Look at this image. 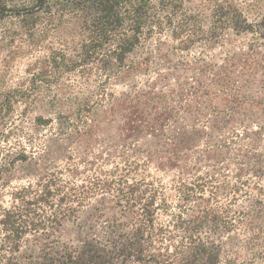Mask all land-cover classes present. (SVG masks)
I'll list each match as a JSON object with an SVG mask.
<instances>
[{
    "label": "trees",
    "instance_id": "16d2710c",
    "mask_svg": "<svg viewBox=\"0 0 264 264\" xmlns=\"http://www.w3.org/2000/svg\"><path fill=\"white\" fill-rule=\"evenodd\" d=\"M8 20L19 23L14 33L28 43L21 56L32 54L33 61L27 78L14 87L7 82L9 69L0 72V174L30 160L41 174L12 194L10 208L1 209L0 264H264V246L255 260L224 262L227 240L239 226L253 227L260 216L264 235V209L254 215L234 208L239 194L248 198L251 191L260 195L253 203L264 205V186L239 176L230 182L227 167L202 173L204 163L223 159L226 136L192 157L199 134L241 125L245 109L264 112V0H28L22 6L0 0V23ZM166 33L182 53L199 45L210 53L227 49L233 37L250 36L251 42L228 51L221 63L180 60L175 73L155 72L152 78L153 52L135 57ZM141 76H148L143 84ZM129 78L134 83L128 92L111 90ZM47 100L55 117L37 116L38 130L55 128L58 137L89 151L102 147L95 158L83 152L90 176L80 179L82 157L72 161L70 151L65 158L73 163L64 169L37 162L22 145L2 162L4 143L19 136L14 128L20 106L23 116ZM108 130L116 138L108 140ZM231 132L239 136L236 128ZM151 165L182 174L174 226L182 237L159 222L160 213L174 208L165 184L151 176ZM93 200L120 213L107 218L106 242H61L64 224Z\"/></svg>",
    "mask_w": 264,
    "mask_h": 264
},
{
    "label": "rangeland",
    "instance_id": "374dc122",
    "mask_svg": "<svg viewBox=\"0 0 264 264\" xmlns=\"http://www.w3.org/2000/svg\"><path fill=\"white\" fill-rule=\"evenodd\" d=\"M9 4L22 6L28 4V0H7ZM43 25V23H42ZM19 27L18 22H10V20L0 23V72L9 69L8 74V85L14 87L27 78L26 70L28 65L33 61L32 54L21 56L23 52L28 50V43L25 41L19 33H14L16 28ZM234 42L232 47L227 49H217L210 53L209 50H202V46H196L190 52L176 51L175 46L177 43L173 41L170 34L166 33L163 36L154 38L151 42L145 44L143 48L138 51L135 60H139L147 56L150 52H153V60L151 65L150 75L152 78L156 77L155 72L166 75L169 73H175L173 66L179 64L180 60L184 61H195L197 58L206 57L208 60L221 63V60L225 57L228 51H238L239 49H244L251 42L250 36L233 37ZM161 54V56H160ZM172 66V67H171ZM148 79V76H141L138 80L139 84H143ZM134 81L129 78L125 81L123 85L116 86L113 85L111 90L119 95L130 90V86ZM213 105L222 108V103L216 101ZM24 105H21L16 116L17 126L14 128V133L19 134L13 135L9 142L4 143L5 155L3 163L7 162L10 156L6 155L8 152H16L20 150V146H25L28 152L35 154L36 161L45 164H58L60 168H65L69 163L75 161L78 163L80 157V165L78 168L83 174L80 179H84L86 176H90L92 173L89 171L90 168L85 166V161L87 158H95V154L99 150H102L101 146L95 147L89 151V149L84 145L77 144L76 142H69L66 138L58 137L55 132V128H47L38 130L35 127L34 119L37 116L44 117H55L56 108L54 109L48 100L43 103H38L35 108L27 111L26 115L21 116ZM243 112V111H242ZM239 120H243L242 124L235 125L236 127H231V123L225 124L221 127L220 131L217 129L208 130L206 134L201 133L198 135V145L199 150L192 153V157L197 155H203L202 152L206 150V143L212 141L221 140L226 136V140L229 141L228 148H224L223 159L219 165L215 164L214 161L204 163L200 170L202 173L212 172L213 166H221L223 168L227 167L229 170L228 179L232 183H236V177L239 176L243 180H251V183L257 182L264 186V112L260 110H255V112H250L245 109V114H243ZM240 122V121H239ZM203 127V126H202ZM236 128L239 131V136L233 135L231 129ZM108 140L116 138V133L114 130H108L106 135ZM235 139V141H231ZM143 148L146 144H142ZM103 146V145H102ZM147 146H149L147 144ZM153 150L156 147H149ZM69 151L74 155V159L69 161L65 158ZM79 151L80 154L77 152ZM83 152L88 154V157L83 156ZM94 152V153H93ZM105 152V151H104ZM78 153V154H77ZM118 161V159H117ZM34 160L29 162L17 163L8 173L0 174V213L1 209L10 208L13 199L12 194L18 190L33 185L36 183L38 176L41 174L39 167L35 165ZM73 163V162H72ZM100 167H104L105 170L112 168V165H106L105 163H97ZM149 170L151 176L157 182H162L167 187V197L169 202L172 203V213H160L158 216L159 222L166 225L172 233H175L178 237H182L184 234L182 230L174 228L175 224H178L177 215L179 212V197L175 190L176 183L182 178V174L178 170H171L165 168L160 170L155 165L150 166ZM68 175V172L65 175ZM258 176V177H255ZM185 179V177H184ZM221 180L224 179L220 177ZM260 195L257 191H251L250 196L247 198L238 196L235 210H247L249 212H260L264 209V205L258 206L253 203ZM101 203L97 200L92 201V205L81 209L77 216L70 221L66 222L58 235L61 242L71 245L73 247H79L81 242L86 240H98L99 242L105 243L107 239V228L105 226L107 218L113 215H120L117 210L109 207L102 208ZM95 208L102 209L101 212L97 211ZM176 215V216H175ZM264 216V215H263ZM131 217H127L125 220L128 223ZM261 217L259 219H254V226H239V228L230 235L227 240V246L230 253L224 254V262L227 257H235L240 261L243 260H255V254L261 251V247L264 246V235L261 237L259 227L262 225ZM262 238L257 241V237ZM179 240V238H177ZM235 251V253L233 252ZM39 251L36 250L35 254Z\"/></svg>",
    "mask_w": 264,
    "mask_h": 264
}]
</instances>
